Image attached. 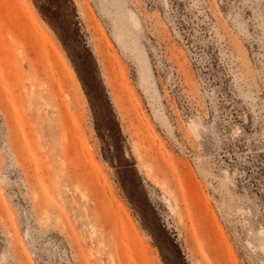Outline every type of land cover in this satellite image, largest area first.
I'll return each instance as SVG.
<instances>
[{
    "label": "rangeland",
    "instance_id": "1",
    "mask_svg": "<svg viewBox=\"0 0 264 264\" xmlns=\"http://www.w3.org/2000/svg\"><path fill=\"white\" fill-rule=\"evenodd\" d=\"M262 4L0 0V264H261Z\"/></svg>",
    "mask_w": 264,
    "mask_h": 264
},
{
    "label": "snow or ice",
    "instance_id": "2",
    "mask_svg": "<svg viewBox=\"0 0 264 264\" xmlns=\"http://www.w3.org/2000/svg\"><path fill=\"white\" fill-rule=\"evenodd\" d=\"M165 7H168V5L166 4ZM240 7H247V4L245 3V5L243 6H235V5L233 6L232 11L236 13L237 17L240 16V12H239ZM262 7H264V4H262ZM177 15L179 16V12L177 13ZM228 15L231 18L232 12H229ZM260 19H261L260 28H261V31H264V15H261ZM262 43H264V38H262ZM261 78L264 79V70L261 71ZM239 131L240 129L238 128L237 132L239 133ZM239 174L240 172H239V164H238L236 175H239ZM261 177L264 178V171L261 172ZM261 193H264V179H262ZM257 212L259 215L264 216V194L259 195V202L257 204ZM260 236L264 237V227L261 228ZM260 250L264 251V239L260 240ZM261 264H264V260H262Z\"/></svg>",
    "mask_w": 264,
    "mask_h": 264
},
{
    "label": "bare ground",
    "instance_id": "3",
    "mask_svg": "<svg viewBox=\"0 0 264 264\" xmlns=\"http://www.w3.org/2000/svg\"><path fill=\"white\" fill-rule=\"evenodd\" d=\"M118 9H119V15L121 16L123 14V7L122 6H118ZM147 73V72H146Z\"/></svg>",
    "mask_w": 264,
    "mask_h": 264
}]
</instances>
